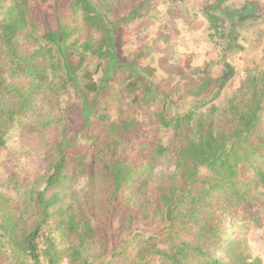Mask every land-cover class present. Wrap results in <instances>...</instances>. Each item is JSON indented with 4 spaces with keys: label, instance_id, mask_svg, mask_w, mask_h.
Segmentation results:
<instances>
[{
    "label": "trees",
    "instance_id": "obj_1",
    "mask_svg": "<svg viewBox=\"0 0 264 264\" xmlns=\"http://www.w3.org/2000/svg\"><path fill=\"white\" fill-rule=\"evenodd\" d=\"M35 1L48 5L51 0H0V147L6 145L9 125L19 119L42 134L51 156L30 186L15 185L17 198L0 189V246L33 264H113L136 242L128 237L143 211L159 219L162 230L146 235L128 264L153 259L162 264H262L249 262L239 232L229 225L237 220L262 225L264 72L248 70L221 112L214 103L237 75L228 57L245 53V35L264 23V6L246 1L234 7L235 0H216L204 8L210 37L221 50L204 72L194 71L197 82L184 89L192 100L181 102L189 108L180 112L172 96L153 85L149 68L146 76L141 72L125 79L130 107L120 108L113 90L119 79L107 65L115 57L116 13L135 5L65 0L77 24L39 19ZM215 67H221L217 77ZM109 73V80H101ZM70 102L78 106L71 108ZM55 103L64 106L62 114H56ZM78 115L85 122L75 139L68 132ZM143 122L144 130L136 135ZM162 129L173 132L170 146L158 134ZM169 154L175 158L174 172L154 187V173ZM79 178L86 180L84 202L67 203L66 192ZM119 208L124 223L115 230L112 260L105 261L107 246L97 225H110Z\"/></svg>",
    "mask_w": 264,
    "mask_h": 264
},
{
    "label": "rangeland",
    "instance_id": "obj_2",
    "mask_svg": "<svg viewBox=\"0 0 264 264\" xmlns=\"http://www.w3.org/2000/svg\"><path fill=\"white\" fill-rule=\"evenodd\" d=\"M127 5H135L132 9H119L114 24L113 36L115 57L108 63L109 72L116 74L118 81L113 82V90L117 92L121 101L120 108L130 107V101L122 88L123 83L130 74L153 70L151 80L164 94L171 95L175 108L180 112L186 111L189 106L181 105V102H189L184 89L193 81L197 82L194 71L204 72L208 64L216 61L220 54V47L210 37L209 26L203 16L206 6L212 5L216 0H121ZM246 1H256L264 6V0H235L234 7H240ZM133 2V3H132ZM34 9L39 19L50 20L53 23L62 18L63 22L78 20L68 13L66 1L51 0L48 5H40L35 1ZM247 40L243 43L246 50L243 54H233L228 57L229 62L235 67L237 75L228 85L220 99L215 102L216 109L221 112L227 100L243 85L248 70L259 68L264 72V23L255 25L245 35ZM221 67H215L213 76L217 77ZM111 74H103L101 80H109ZM122 79V81H121ZM93 98V96H92ZM99 99H97L98 101ZM95 102V101H94ZM108 107H116L112 102L99 101ZM43 100L39 101L42 107ZM56 103L54 104V106ZM71 108L77 107L75 102L68 104ZM56 114H62L64 106H55ZM134 112V110H132ZM76 125L69 128V136L79 138V124L85 122L82 115L75 116ZM19 119L7 128L5 147H0V189L10 198H17L15 185L30 186L31 183L44 173V167L51 156V152L44 147L45 140L29 128L24 127ZM142 122V121H141ZM87 123V121H86ZM144 122L137 126V133L144 130ZM152 126V124H149ZM159 129V128H157ZM163 144L170 146L173 142V132L162 129L158 131ZM137 143V142H136ZM175 158L166 155L161 161L152 178V186H159L167 181L174 172ZM86 180L79 178L66 192L67 203L80 205L84 202V190ZM152 193L150 198H154ZM264 201V193L262 195ZM124 210L118 209L115 220L106 226L97 225V229L106 242L107 248L102 250L105 261L112 260L110 251L115 247L113 243L116 228L123 225ZM137 223L134 233L128 239L136 237V242L127 250V256L115 260L113 264H128L136 253L138 244L147 235H159L162 225L157 218L145 217L143 211L136 214ZM261 227L254 225L250 220H237L231 223L232 232H239L252 262L260 260L264 264V213H260ZM127 237V235H126ZM123 237L122 240H124ZM119 243V242H118ZM2 247V248H1ZM227 250L223 255H227ZM220 256L221 252H215ZM241 254L240 252L237 255ZM245 256V255H244ZM134 257V256H133ZM227 261L230 259L225 257ZM103 260V261H104ZM162 260L153 259L151 264H162ZM0 264H33L28 257L18 252H10L5 246H0Z\"/></svg>",
    "mask_w": 264,
    "mask_h": 264
}]
</instances>
